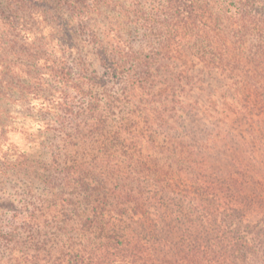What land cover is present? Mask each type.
<instances>
[{
    "label": "trees",
    "instance_id": "1",
    "mask_svg": "<svg viewBox=\"0 0 264 264\" xmlns=\"http://www.w3.org/2000/svg\"><path fill=\"white\" fill-rule=\"evenodd\" d=\"M0 264H264V0H0Z\"/></svg>",
    "mask_w": 264,
    "mask_h": 264
},
{
    "label": "rangeland",
    "instance_id": "2",
    "mask_svg": "<svg viewBox=\"0 0 264 264\" xmlns=\"http://www.w3.org/2000/svg\"><path fill=\"white\" fill-rule=\"evenodd\" d=\"M16 110H20L19 107H17ZM19 118L20 119H17V121L21 123L20 131L9 134L8 138L17 143L22 149H26L30 155H33V158L42 159L40 153L33 148V145L39 142V139L33 140V137L37 136L36 126H34L33 121L34 119L27 114V111Z\"/></svg>",
    "mask_w": 264,
    "mask_h": 264
}]
</instances>
